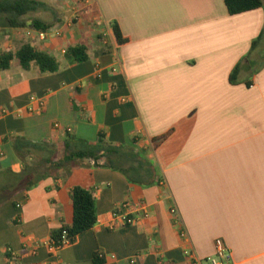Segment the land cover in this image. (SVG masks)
<instances>
[{"label":"crops","instance_id":"0c3cea01","mask_svg":"<svg viewBox=\"0 0 264 264\" xmlns=\"http://www.w3.org/2000/svg\"><path fill=\"white\" fill-rule=\"evenodd\" d=\"M63 1L46 39L28 28L7 32L6 50L30 43L67 66L41 74L13 61L0 73V171L23 167L10 136L62 148L69 131L91 143L103 134L154 173L137 182L86 161L17 193L0 205V258L96 264L98 254L101 264H191L186 250L206 260L221 243L231 264H264V0L237 15L224 0ZM81 43L88 61L63 54ZM103 45L111 52L99 56ZM77 186L95 192L97 222L53 254L51 232L72 224ZM125 201L145 204L149 215L110 231Z\"/></svg>","mask_w":264,"mask_h":264},{"label":"trees","instance_id":"16d2710c","mask_svg":"<svg viewBox=\"0 0 264 264\" xmlns=\"http://www.w3.org/2000/svg\"><path fill=\"white\" fill-rule=\"evenodd\" d=\"M224 2L231 15L263 6L262 0H224ZM40 8L50 9L42 0H0V28H28L37 33L51 32L55 28L54 22L37 17L28 18L30 13ZM113 33L117 42L122 44L124 39L117 25H113ZM261 39L254 43L253 48L257 47ZM88 50L89 47L81 43L69 47L66 55L77 63H84L90 59ZM110 52V47L103 45L98 55H107ZM13 61H18L25 69L36 65L41 74L57 73L67 66L62 60L30 43L14 51L0 52V73L10 69ZM166 137L167 135L161 138ZM9 140L23 167L20 172H14L10 168L0 171V205L17 193L29 190L47 178H66L74 169L90 166L86 161L93 162L95 167L105 163L110 168L127 173L131 180L137 182H140L138 176L143 174L152 176L154 173V166L144 163L135 152L106 142L103 134H99L96 143H91L76 138L67 131L63 147L60 149L53 142H35L22 136H10ZM71 198L74 209L73 222L71 225L52 230L51 242L55 245L62 241L64 233L71 244L75 243L80 234L92 229L97 222L95 192L92 189L74 187ZM95 263H103L99 260L98 254L95 255Z\"/></svg>","mask_w":264,"mask_h":264},{"label":"built area","instance_id":"2783aa9c","mask_svg":"<svg viewBox=\"0 0 264 264\" xmlns=\"http://www.w3.org/2000/svg\"><path fill=\"white\" fill-rule=\"evenodd\" d=\"M58 32L55 33L57 35ZM49 35V32H39L38 36L40 39L44 40ZM67 50L63 51V54H66ZM34 100V99H33ZM40 105L43 107L44 102L40 101ZM1 152V150H0ZM174 215L176 214V210H173ZM141 214L143 217H148L149 211L145 204H141L138 207H135L131 202L125 201L124 203L117 206L112 212V217L109 223H107V227L110 231H115L117 229H124L129 226H132L136 223V216ZM176 224H182L179 216L176 218ZM180 237H186V231L183 228H180ZM71 245L70 239L64 233L62 241L55 245L54 242H50L49 248L51 253L56 254L61 251L66 246ZM185 254L190 258L191 264H203V262H207L209 264H231V251L225 245L219 243L217 247L216 254L212 257L207 258L206 260H202L198 258L195 254L190 252L189 250L185 251Z\"/></svg>","mask_w":264,"mask_h":264},{"label":"rangeland","instance_id":"374dc122","mask_svg":"<svg viewBox=\"0 0 264 264\" xmlns=\"http://www.w3.org/2000/svg\"><path fill=\"white\" fill-rule=\"evenodd\" d=\"M43 2L47 3L50 7V9L46 8H40L38 11L30 13L28 15V18H42L46 21H53L55 22L57 19H60L63 17L62 11L63 8L65 7V2L63 0H43ZM59 4V5H58ZM10 28H0V32H3L0 38V52L6 51V49H9V45L7 44L6 39H8V31ZM32 40V39H30ZM10 42V41H9ZM16 41H11V45L13 47H18L17 44H15ZM261 44H264V38L262 39ZM8 45V46H6ZM60 149V148H59ZM0 264H7L5 261L0 258ZM203 264H209L207 262H203Z\"/></svg>","mask_w":264,"mask_h":264}]
</instances>
